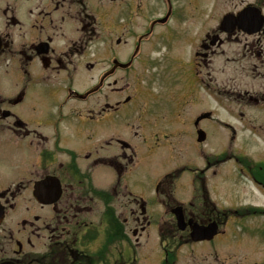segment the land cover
I'll use <instances>...</instances> for the list:
<instances>
[{"label":"flooded vegetation","instance_id":"af4514ba","mask_svg":"<svg viewBox=\"0 0 264 264\" xmlns=\"http://www.w3.org/2000/svg\"><path fill=\"white\" fill-rule=\"evenodd\" d=\"M222 2L186 61L170 55L177 68L168 84L170 117L163 123L148 116L156 113L149 96L165 84L170 68L147 41L177 14L176 0H0V264H246V243L238 249L243 239L231 238L229 247L238 251L193 247L228 238L225 226L248 214L219 208L211 199L210 179L221 175L223 164L233 171L224 176L225 185L241 189L240 199L249 195L243 187L264 193L258 149L255 159L230 151L211 161L201 154L189 173L180 169L193 194L186 202L173 196L177 170L155 183L156 198L170 216L156 223L162 254L151 259L138 251L150 218L128 182L133 150L129 154L122 140H91L95 125H129L134 117L160 125L166 135L175 123L189 124L197 146L205 143L208 125L231 129L230 141L238 130L258 140V128L264 129V0ZM250 6L256 18L252 12L237 17ZM92 71L94 83L85 85ZM189 106L193 111L185 117ZM101 166L112 172L106 186L96 179ZM47 177L54 180L38 190ZM175 205L183 227L170 213ZM210 224L216 225L211 238H192L194 225ZM251 240L250 252L257 255L258 234Z\"/></svg>","mask_w":264,"mask_h":264},{"label":"rangeland","instance_id":"374dc122","mask_svg":"<svg viewBox=\"0 0 264 264\" xmlns=\"http://www.w3.org/2000/svg\"><path fill=\"white\" fill-rule=\"evenodd\" d=\"M153 3V1H150V5ZM176 4L177 8L174 6V9H176L177 14L169 17L166 26L161 29L159 27L149 41H147L148 43L151 41V44L157 50H160L161 63L170 68L167 71L169 75L162 77V81L165 84L159 88H153L151 90L152 95L149 96V101L154 104L156 113L155 115L151 116L149 114L148 116H150L151 120L157 117L163 123L167 122L170 117L173 99L168 94V84L174 82V70L177 68V65H173L174 61L170 59V55L179 53L186 61L191 44H194V40L198 38V35L200 37V34L213 24V18L224 7L222 0H176ZM135 33L137 35L139 31L136 30ZM183 71H185L186 75L189 72L187 68H184ZM179 76L181 77L180 74ZM94 79L95 71L88 73L84 79L85 85L93 84ZM192 111L193 107L189 106L185 117H189ZM130 121L129 125L118 121L97 124L92 130L95 138L91 140L92 142H98L100 140L108 141L112 138L111 144L116 143L117 140H122L129 144V154L133 150L135 163L133 168L129 169L128 182L134 193H139L143 197L142 199L146 203V212L150 218V225L147 226L143 234L145 244L138 251H141L140 253H147L151 259L159 258L162 254L161 247L157 241L156 223L160 218L164 216L169 218L170 216L168 208H164L157 200L154 190L155 183L164 174L177 170L173 175V179L176 180L174 181V198L179 202H186L193 194L191 195L190 188L186 186L188 180L185 177L186 175L183 174L189 173V168L201 163V154H210L209 156L212 157L210 158L211 161L213 158L222 159L230 151L242 153L255 159L257 158L256 151L258 149V178L261 180V185L264 186L263 128H258V140L255 136L249 135V140H247L244 138L241 130H238L235 139L230 141L231 129L218 125H208L205 128L207 133L205 143L197 146L193 142V127L189 124L175 123L172 126V131H167L166 135L164 132L159 133L161 129L160 125L151 127L145 124L143 119L139 122L136 117ZM165 127L167 126L165 125ZM108 147L111 151L114 149V145ZM111 151H104L102 149L101 153L107 155ZM103 166L98 167L96 179L102 186H106L112 179V172ZM182 168L188 169H184L182 174L180 170ZM226 173H228L227 175L233 174L232 166L228 163L221 166V175L210 179L209 195L211 199L219 208L230 209L232 211L238 210V213H247L248 210V214L242 221L236 223L232 221L225 226V233L230 239L226 237L225 239L221 237L218 239L216 237L211 242L197 243V246L193 248L199 247L206 250L221 248L238 251L235 248L229 247L234 242L231 238L236 237L244 240L238 245V249L244 248L243 244L246 243V264H264V193L259 192L260 190L257 193L251 186L248 189L243 187V191L246 190L245 193L249 195L245 194L240 199L241 189L234 191L225 185L226 179L224 176H226ZM178 174L182 176L180 178L176 177ZM257 204L258 209L256 208ZM232 215L233 212L228 214V216ZM247 216L249 217L247 218ZM257 234L258 256L250 252V249H255L251 239L257 236ZM223 253L224 251L221 250L219 254L222 255ZM220 258H223V256Z\"/></svg>","mask_w":264,"mask_h":264},{"label":"water","instance_id":"95a60500","mask_svg":"<svg viewBox=\"0 0 264 264\" xmlns=\"http://www.w3.org/2000/svg\"><path fill=\"white\" fill-rule=\"evenodd\" d=\"M227 17L225 16L223 20H226ZM199 139H202V137L199 136ZM51 183L50 178H46L39 182V189L38 190H44L46 187ZM36 192V191H35ZM177 218V223L180 227H183V221H182V215L180 212V208H176L172 210ZM190 223V221H189ZM192 235L194 240L199 239H209L216 233V225L210 224L208 226H196L194 225L192 228Z\"/></svg>","mask_w":264,"mask_h":264}]
</instances>
